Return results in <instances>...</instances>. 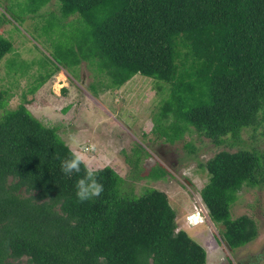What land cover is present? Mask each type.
<instances>
[{"label":"trees","instance_id":"obj_1","mask_svg":"<svg viewBox=\"0 0 264 264\" xmlns=\"http://www.w3.org/2000/svg\"><path fill=\"white\" fill-rule=\"evenodd\" d=\"M28 1L36 12L49 0ZM59 2L87 26L60 60H86L109 88L158 74L169 88L160 115L174 137L192 126L215 144L234 142L264 118V0ZM11 49L0 35V58ZM6 102L0 92V107ZM69 148L24 101L0 114V264H206L162 189L121 193L123 177L104 165L96 168L104 192L80 202L78 176L61 171ZM202 166L200 197L222 238L230 248L253 240L255 219L230 208L243 186L264 181V146L220 149Z\"/></svg>","mask_w":264,"mask_h":264},{"label":"rangeland","instance_id":"obj_2","mask_svg":"<svg viewBox=\"0 0 264 264\" xmlns=\"http://www.w3.org/2000/svg\"><path fill=\"white\" fill-rule=\"evenodd\" d=\"M28 4L0 0V35L12 43L0 58V92L7 97L0 114L24 101L74 150L73 137L82 147L94 144L96 150L89 153L93 167L112 166L123 177L121 193L164 190L176 211L177 229H185L205 247L206 264L227 257L235 264H264V181L243 186L231 205L233 217L246 213L258 228L253 240L236 248L222 238L199 193L208 178L202 163L216 151L264 146V118L257 127H245L234 142L227 136L215 144L192 126L174 137L170 117L160 115L169 89L166 81L158 74L135 73L107 87L86 60L77 65L60 60L58 51L70 50L71 55L85 34L83 18L78 13L63 15L59 0H49L36 12Z\"/></svg>","mask_w":264,"mask_h":264},{"label":"clouds","instance_id":"obj_3","mask_svg":"<svg viewBox=\"0 0 264 264\" xmlns=\"http://www.w3.org/2000/svg\"><path fill=\"white\" fill-rule=\"evenodd\" d=\"M75 150L70 147L68 158L61 161V171L68 177L73 174L78 176L76 180V197L80 202H86L93 198H99L104 192V185L98 178V170L93 167L92 157L89 153L96 150V146H80L78 138L73 137L71 140ZM83 170V175L79 174Z\"/></svg>","mask_w":264,"mask_h":264},{"label":"bare ground","instance_id":"obj_4","mask_svg":"<svg viewBox=\"0 0 264 264\" xmlns=\"http://www.w3.org/2000/svg\"><path fill=\"white\" fill-rule=\"evenodd\" d=\"M195 217H198V215H197V216H195ZM195 217H193V220L195 219Z\"/></svg>","mask_w":264,"mask_h":264}]
</instances>
